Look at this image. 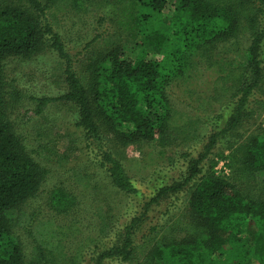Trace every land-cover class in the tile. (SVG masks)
Instances as JSON below:
<instances>
[{
    "label": "trees",
    "instance_id": "1",
    "mask_svg": "<svg viewBox=\"0 0 264 264\" xmlns=\"http://www.w3.org/2000/svg\"><path fill=\"white\" fill-rule=\"evenodd\" d=\"M169 2L0 0V264H77L80 256L64 250L80 237V251L97 243L87 253L93 264H264V130L237 134L255 112L264 111V0H172L167 18L163 10ZM64 9L97 12L99 25L109 22L115 28L90 40L75 66L54 27L55 14ZM239 37L248 40L245 62L228 67L216 83L231 107L224 127L206 136L195 157L184 156L180 179L153 186L140 213L120 224L122 216L97 207L96 230L83 240L75 221L58 219L71 218L79 205L71 190L51 192L50 218L33 219L35 214L24 210L48 171L32 158L9 120L22 100L6 78L9 59L28 61L51 50L64 61L66 92L29 100L36 102V113L49 103L70 104L87 147L104 139L123 148L149 144L162 154L198 141L201 123L191 116L176 118L169 88ZM125 40L138 47L134 59L124 56ZM99 151L95 166L112 192L126 199L139 194L119 152ZM220 162L227 174H217ZM81 179L73 176L75 182ZM178 195L184 198L181 211L165 222L150 219L147 226L148 214L154 218L153 210L174 197L165 202L171 205Z\"/></svg>",
    "mask_w": 264,
    "mask_h": 264
},
{
    "label": "rangeland",
    "instance_id": "2",
    "mask_svg": "<svg viewBox=\"0 0 264 264\" xmlns=\"http://www.w3.org/2000/svg\"><path fill=\"white\" fill-rule=\"evenodd\" d=\"M174 6L175 3L171 0L164 8L163 16L169 18ZM96 14L97 12L94 11L75 14L69 9L55 14L54 27L62 38L74 66L75 61H83L80 52L90 40L106 30L108 32L115 30L109 22L99 25ZM247 44V38L239 37L222 46L223 48L217 47L218 49L213 51L210 63L195 65L190 71V77L169 88L168 93L176 118L191 116L201 123L198 141L188 147L168 148L162 154L160 149L149 144L123 148L114 141L104 139L101 142H88L89 147H87L83 134L75 127L77 116L70 104L59 101L49 103L41 113H36V102L29 100V98H57L66 92L62 73L64 61L51 50L28 61L9 59L5 67L7 81L22 94V100L9 113V120L32 158L48 171L38 194L25 204L24 210L35 214L33 219L50 218L48 204L51 192L58 187L71 190L79 205L71 218L58 216V219L64 224L75 221L81 236L84 237L83 240L91 237L96 230L94 216L97 207H101L105 213L122 216L120 224L128 221L125 219L140 213L143 203L155 190L153 186L180 179L188 158L184 156L191 154L195 157L204 144L206 136L224 127L231 107L227 101V94L222 95L217 90V79L224 75L228 67L233 68L245 62L244 49ZM122 49L128 59H134L138 52V47L126 40L122 43ZM218 62H222L223 66ZM258 127L264 130V111L255 112L246 125L237 130V134L246 136ZM221 145L223 141L218 143V147ZM109 147L119 152L127 174L140 192L135 197L126 199L114 194L105 175L95 166L101 159L99 149H109ZM65 149L67 156H64L66 159L63 160L61 156ZM170 157L173 161H168ZM215 170L217 174L228 172L222 162L218 163ZM76 174L82 176L83 181L81 179L75 182L73 176ZM183 200L182 195H178L171 205L161 203L156 211L153 210L154 218H151V213L148 214L147 226H151L150 219L157 221L156 219L160 218L161 222H165L176 216L184 207ZM80 239L81 237L70 240L64 251L75 257L79 255L80 261L76 262L77 264H93L87 253L97 243L80 251V248L77 249L81 243ZM21 240L24 248L27 245L29 250L28 238L22 234Z\"/></svg>",
    "mask_w": 264,
    "mask_h": 264
}]
</instances>
